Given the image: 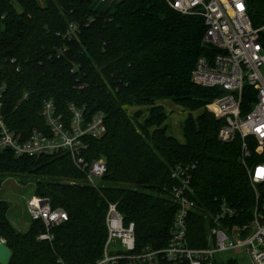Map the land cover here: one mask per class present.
Here are the masks:
<instances>
[{
	"label": "trees",
	"instance_id": "trees-1",
	"mask_svg": "<svg viewBox=\"0 0 264 264\" xmlns=\"http://www.w3.org/2000/svg\"><path fill=\"white\" fill-rule=\"evenodd\" d=\"M93 1L0 0V83L6 86L8 127L26 137L46 130L41 111L48 100L68 119L74 104L90 121L103 114L106 125L101 139H86V157L107 163L99 190L65 181L84 179L66 154L17 158L12 151L0 153V190L10 177H33L34 195L68 215V221L50 229L51 241H41L44 223L32 221L28 232H17L8 219V203L0 199V238L12 252L10 264L95 263L108 238L110 204L127 224L135 223L138 251L165 248L178 211L171 190L179 164H196L192 248L207 245L210 221L201 209L214 214L226 202L249 216L255 205L240 162V138L221 142L223 122L205 110L222 93L192 82L198 59L212 53L204 48L203 19L181 15L164 0H121L102 13L92 9ZM246 2L253 26L264 28V0ZM71 24L79 34L65 40ZM163 100L189 113L182 127L185 143L167 134L168 114L157 106ZM135 106L149 108L144 125L138 123L141 111L128 112ZM159 264L170 263L160 259Z\"/></svg>",
	"mask_w": 264,
	"mask_h": 264
},
{
	"label": "built area",
	"instance_id": "built-area-1",
	"mask_svg": "<svg viewBox=\"0 0 264 264\" xmlns=\"http://www.w3.org/2000/svg\"><path fill=\"white\" fill-rule=\"evenodd\" d=\"M184 16L201 17L205 23L204 46L210 55L198 59L192 72V82L202 88L218 89L222 95L206 110L223 122L218 138L223 143L241 140L240 162L249 178L255 205L249 216L226 202L217 213L200 212L210 221L207 245L192 248L189 239L190 218L196 212V192L192 186L196 164L176 165L171 190L178 211L170 228L167 246L156 250L146 246L140 251L136 244V225L127 224L116 204H110L106 216L108 238L103 257L92 264H229L221 258L229 251L243 250L251 264H264V28L253 26L246 0H164ZM79 32L71 24L64 39L73 40ZM206 48V49H207ZM83 88V87H81ZM223 90V92H222ZM6 86L0 83V153L12 151L17 158H41L66 154L84 175L83 183L99 190L107 173L105 159L89 160L86 139H101L106 133L105 117L96 114L92 120L84 116L85 109L69 105L71 118L57 110L52 100L45 101L41 116L46 130H34L26 137L8 127L3 115ZM28 95H25L27 98ZM32 221H42L46 233L38 240H52L53 227L68 221L65 211L54 210L48 198L32 196L28 201ZM239 219L240 224L230 221ZM6 245V241L0 238ZM118 241L120 248L114 247Z\"/></svg>",
	"mask_w": 264,
	"mask_h": 264
},
{
	"label": "rangeland",
	"instance_id": "rangeland-1",
	"mask_svg": "<svg viewBox=\"0 0 264 264\" xmlns=\"http://www.w3.org/2000/svg\"><path fill=\"white\" fill-rule=\"evenodd\" d=\"M121 0H94L92 3V9L97 12H106L115 2ZM41 5H45V0H38ZM19 11L21 8L17 5ZM157 106H162L165 112L168 114V119L165 123L167 127V134L173 136L180 143H185V138L183 134V123L188 116V112L185 111L179 105L169 101L163 100L157 103ZM147 106L145 107H131L128 109V112L133 115L138 111H141L139 116V125H144L146 123V118L148 117ZM206 110V108H205ZM202 111L193 113L194 116H197ZM40 180L43 178L40 177ZM73 185L85 184L80 180H65ZM101 185L103 183L101 182ZM36 188V179L33 177H10L5 180L2 189L0 190V199L8 203L9 212L8 219L12 224L13 228L22 234L28 232L32 225L31 215L28 210V201L34 196ZM158 195L157 193H154ZM120 248V243L115 241L113 243L114 247ZM222 259L225 260H236L237 264H251L249 257L243 250H234L226 252L221 255Z\"/></svg>",
	"mask_w": 264,
	"mask_h": 264
},
{
	"label": "water",
	"instance_id": "water-1",
	"mask_svg": "<svg viewBox=\"0 0 264 264\" xmlns=\"http://www.w3.org/2000/svg\"><path fill=\"white\" fill-rule=\"evenodd\" d=\"M204 48H207V46L205 45ZM11 259H12L11 250L4 243L0 241V264H10Z\"/></svg>",
	"mask_w": 264,
	"mask_h": 264
},
{
	"label": "snow or ice",
	"instance_id": "snow-or-ice-1",
	"mask_svg": "<svg viewBox=\"0 0 264 264\" xmlns=\"http://www.w3.org/2000/svg\"><path fill=\"white\" fill-rule=\"evenodd\" d=\"M262 172H264V170H262Z\"/></svg>",
	"mask_w": 264,
	"mask_h": 264
},
{
	"label": "crops",
	"instance_id": "crops-1",
	"mask_svg": "<svg viewBox=\"0 0 264 264\" xmlns=\"http://www.w3.org/2000/svg\"><path fill=\"white\" fill-rule=\"evenodd\" d=\"M41 5V4H40Z\"/></svg>",
	"mask_w": 264,
	"mask_h": 264
}]
</instances>
